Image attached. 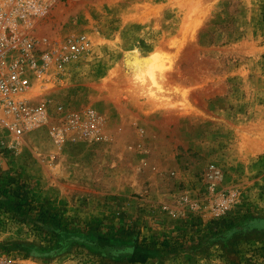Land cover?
<instances>
[{
  "label": "rangeland",
  "instance_id": "rangeland-1",
  "mask_svg": "<svg viewBox=\"0 0 264 264\" xmlns=\"http://www.w3.org/2000/svg\"><path fill=\"white\" fill-rule=\"evenodd\" d=\"M47 27L93 48L48 92L46 125L0 132V250L264 264V0H60ZM134 53L164 69L137 76ZM90 107L94 136L71 123Z\"/></svg>",
  "mask_w": 264,
  "mask_h": 264
},
{
  "label": "built area",
  "instance_id": "built-area-1",
  "mask_svg": "<svg viewBox=\"0 0 264 264\" xmlns=\"http://www.w3.org/2000/svg\"><path fill=\"white\" fill-rule=\"evenodd\" d=\"M60 0H0V132L17 141L51 118L48 92L63 88L93 42L84 33L48 32ZM59 111L63 106H58ZM71 118L86 136L97 130V114L87 108ZM0 264H22L0 250Z\"/></svg>",
  "mask_w": 264,
  "mask_h": 264
},
{
  "label": "bare ground",
  "instance_id": "bare-ground-1",
  "mask_svg": "<svg viewBox=\"0 0 264 264\" xmlns=\"http://www.w3.org/2000/svg\"><path fill=\"white\" fill-rule=\"evenodd\" d=\"M126 59V66L128 65L129 70L132 71V73L136 74H141L142 67L147 69L148 74H151L154 72L155 69L163 70L164 65L161 63H157L159 59H156V56L152 55L149 58L145 57V59L142 57H139L137 54H132V55H127ZM143 64V65H142ZM145 74V73H144ZM137 75V74H136ZM155 75V74H154ZM138 76V75H137ZM151 77V76H150ZM139 78V77H138Z\"/></svg>",
  "mask_w": 264,
  "mask_h": 264
}]
</instances>
